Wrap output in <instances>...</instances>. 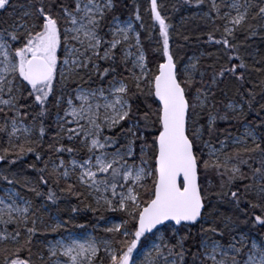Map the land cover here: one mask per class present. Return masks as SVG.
<instances>
[{"label":"snow or ice","instance_id":"6c2138e0","mask_svg":"<svg viewBox=\"0 0 264 264\" xmlns=\"http://www.w3.org/2000/svg\"><path fill=\"white\" fill-rule=\"evenodd\" d=\"M10 7L0 19V161L31 154L44 166L28 165L35 182L3 179L52 204L55 188L83 197L109 226L104 236L37 241L39 225L55 233L72 217L48 225L47 205L5 189L0 264H264V80L259 100L238 88L240 102H225L220 88L229 77L243 87L249 65L233 41L264 33V0H207L200 18L224 62L204 69L177 58L158 0L145 9L149 25L138 4L122 18L126 0H29L19 16L0 0V13ZM157 26L150 66L142 34L151 46ZM233 121L243 130L218 128ZM248 226L259 242L241 231Z\"/></svg>","mask_w":264,"mask_h":264},{"label":"trees","instance_id":"16d2710c","mask_svg":"<svg viewBox=\"0 0 264 264\" xmlns=\"http://www.w3.org/2000/svg\"><path fill=\"white\" fill-rule=\"evenodd\" d=\"M28 2L29 0H12V5L15 6L16 16H19L25 10L22 6L26 7ZM126 3L128 5L127 9H121L122 18L125 19L132 16L135 6L138 4L145 24H151L149 15L145 12V9L149 7V0H126ZM158 3L165 5V7L162 9V12L164 15L169 17L168 22L172 25L171 47L173 51L177 52V58L183 57L186 59L188 56L197 57L199 58V64L202 69L207 68L208 65L212 64H215L218 68L219 65L224 62V50L222 47L208 41V33L213 31L212 26L200 18L202 12L207 11V0L203 9L197 8L195 5V0H193L191 5L187 6L183 4V0H158ZM12 11L13 9L10 7L8 12L0 13V19H7ZM136 23L138 25L139 22ZM214 35L216 38L220 37L219 32H215ZM147 36L148 33L144 32L142 34V40L145 43L151 66V61L154 59L152 48L156 46V40L159 39L158 26L155 30L154 39L151 42V46H149ZM185 36L188 37L187 40L184 39ZM233 43H236L239 46V54L249 65V69L247 72H245V82L243 83V87H241L239 82H236L231 77L227 78L224 83L220 85V88H223L228 92V96L224 98L225 102H227L229 99H234L238 103L240 102V97L237 94L238 88L245 94V96L247 95L245 90L252 89L255 93H257V99L259 100L261 88L258 87V85H260V82L264 80V73H257L254 71V68H264V33H260L254 37H249L248 39H245V35L243 33H238L237 38L235 41H233ZM258 61L261 63H257ZM236 63H239V61H236ZM254 85H257V87H254ZM248 119L255 120L256 117L254 113L249 114ZM218 128L228 129L233 133H236L237 129L241 131V125L235 121H233L231 125L220 122L218 123ZM220 138L223 139L224 137L221 135ZM4 146L6 145L0 144V148ZM46 147L47 145H45V148ZM44 159H47V155L44 156ZM33 163L36 164L37 168H42L44 166L43 160L36 161L35 157L31 154L26 156L23 160L17 161L15 164H11L8 160L0 161V192L2 189L12 188L15 191H19L26 199H32L37 205H47L44 214V220L48 225L52 224L57 217L61 222L68 220L69 217H72V222L68 223L55 233L46 231L44 225H39L40 233H38L35 237L37 241L46 243L49 240L57 236H61L65 232L69 231H82L84 229H90L94 231L93 225H96L99 222H105L98 220L100 213H93L85 209L84 204L81 203L83 197L77 199L75 196H68L67 194L59 193V189L50 184L49 186L54 187L58 195L61 196L56 204H52L50 201H47L43 198L35 197L34 193L28 192L27 189L22 187L20 183L9 185L3 179L4 176H8L9 179H17L21 182L25 178L33 182L37 181L39 173L28 167V165ZM61 186H63V184ZM46 190V186H41V191ZM73 207H79L80 211L73 213ZM103 214L108 219L111 218L121 220V214L119 213L106 212ZM81 224L85 225V227H78V225ZM249 228L250 226L242 227L241 231L245 232L250 239L254 238L259 242L261 240V236L255 230L249 231ZM198 231L199 225L193 229V233L196 234ZM94 232L97 234L98 229H96ZM98 233L103 236L105 235L104 232L99 231ZM192 243V241L188 242L189 245Z\"/></svg>","mask_w":264,"mask_h":264},{"label":"rangeland","instance_id":"374dc122","mask_svg":"<svg viewBox=\"0 0 264 264\" xmlns=\"http://www.w3.org/2000/svg\"><path fill=\"white\" fill-rule=\"evenodd\" d=\"M125 19H127V18H125ZM243 129H242V127H241V131H242ZM7 189H12V188H7ZM12 190H14V189H12ZM15 191V190H14ZM5 195V189H2L1 190V192H0V197H3ZM55 219H57V218H55ZM112 223H119L120 222V220H117V219H109ZM97 225V228L96 229H98V232L100 231V232H103L102 231V229H103V227H106V226H109V225H107L105 222H99L98 224H96ZM97 232V234H96V232H94V231H92V230H90V229H84V230H82V231H69V232H65L63 235H61V236H57V237H55V238H53V239H51V240H49L48 242H54L55 240H57V239H60L62 236H67L69 233H71V234H73L74 236H77V237H80V236H85V235H88V234H93V235H99V236H103V235H101V234H99ZM251 239H254V238H251ZM47 243V242H46Z\"/></svg>","mask_w":264,"mask_h":264}]
</instances>
